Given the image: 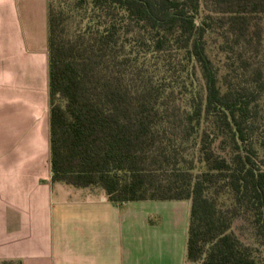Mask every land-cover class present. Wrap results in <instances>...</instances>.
<instances>
[{
	"label": "trees",
	"instance_id": "trees-1",
	"mask_svg": "<svg viewBox=\"0 0 264 264\" xmlns=\"http://www.w3.org/2000/svg\"><path fill=\"white\" fill-rule=\"evenodd\" d=\"M70 12L79 24L69 35ZM214 29L231 52L258 49L264 0H46L49 181L117 205L188 202L184 264H259L231 226L244 220L264 247V143L258 159L251 140L264 78L255 69L221 88L205 52ZM149 60L176 82L196 70L203 96L173 111ZM236 60L249 65L242 49Z\"/></svg>",
	"mask_w": 264,
	"mask_h": 264
},
{
	"label": "crops",
	"instance_id": "crops-1",
	"mask_svg": "<svg viewBox=\"0 0 264 264\" xmlns=\"http://www.w3.org/2000/svg\"><path fill=\"white\" fill-rule=\"evenodd\" d=\"M179 202L117 205L50 183L46 0H0V262L184 264L187 217L175 208L171 228L149 223L150 207Z\"/></svg>",
	"mask_w": 264,
	"mask_h": 264
},
{
	"label": "rangeland",
	"instance_id": "rangeland-1",
	"mask_svg": "<svg viewBox=\"0 0 264 264\" xmlns=\"http://www.w3.org/2000/svg\"><path fill=\"white\" fill-rule=\"evenodd\" d=\"M66 2V1H65ZM68 7L69 6L66 5ZM209 7H204L203 12L208 14ZM79 24V16H75L73 12H70L67 15L66 19V30L67 34H71L73 30L77 28ZM205 40V52L213 64V66L217 70L218 83L221 88H224L227 84L226 79H228L231 83H239L240 85L245 84L248 81L249 76L252 74V70L259 69L261 70L264 78V41H262L260 47L256 50L245 49L242 46L234 47L233 52L229 49V43L226 45L222 42V38L220 37V30L214 29L212 32L207 34L204 37ZM243 50V56L249 62V65L243 67L236 60V56L239 53V50ZM249 66V67H248ZM147 73V77L152 78L154 84L157 87L158 93L163 92L165 104H168V107L173 111L178 109V112L181 113L182 109H187V106L190 105V98L199 99L203 96V86L202 82L199 78V74L196 70H194V74H189L185 79L183 76L177 80L174 77L181 76L179 73H171L170 75L161 72V68L155 65L153 60H149V66L145 69ZM168 76H170V80H168ZM225 76V82L221 83L222 77ZM169 92V93H168ZM189 104V105H187ZM253 113L251 117V121L253 122V136L252 143L253 147L256 151V157L261 158L262 154V143H264V94L262 97L254 103L252 108ZM195 145L192 140H189L188 143L182 145V150L184 153L188 154L187 158L191 156H195L194 150ZM213 148L216 149V152L219 154H226L227 151H222L223 144H218V140L213 145ZM258 162V160H257ZM221 203L229 204L227 199L224 197L219 198ZM130 204H138V203H130ZM138 206V205H136ZM165 206L168 208L167 212H164L163 209L158 207H150L149 211L153 213L149 214V223L154 224L159 222V215L161 217V222L165 221V228L170 227V218L175 215V208L178 211H181L183 219L187 217L188 211V202H179V203H171V205L159 204V207ZM169 206V207H168ZM149 209V207H148ZM174 213V214H172ZM178 212V214H180ZM172 214V216H170ZM157 215L158 217H156ZM152 222V223H151ZM156 229V228H154ZM232 232L235 236L241 241L243 244L251 247L253 252V256L257 259L259 264H264V247L259 245L258 240L253 236L251 228L244 220H235L231 226ZM153 237L151 235H143L141 233L140 240L142 243V248L147 245L148 247H152L151 241ZM182 241L181 247L183 251L184 238L180 239ZM156 246V245H155ZM161 246V244H160ZM157 249V247H156ZM147 255V249H146ZM154 257L158 260L159 255L155 253Z\"/></svg>",
	"mask_w": 264,
	"mask_h": 264
}]
</instances>
